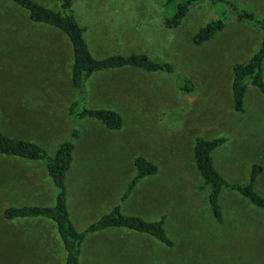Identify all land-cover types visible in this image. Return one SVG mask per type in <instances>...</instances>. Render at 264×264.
Masks as SVG:
<instances>
[{
    "label": "rangeland",
    "instance_id": "374dc122",
    "mask_svg": "<svg viewBox=\"0 0 264 264\" xmlns=\"http://www.w3.org/2000/svg\"><path fill=\"white\" fill-rule=\"evenodd\" d=\"M37 1L58 8L57 0ZM222 1L196 2L177 26L167 28L163 18L170 7L163 0H74L95 58L144 53L171 65L168 72L124 67L88 77L85 105L121 115L122 126L109 130L68 112L76 92L69 82L72 51L65 34L0 0V129L52 154L76 128L65 183L77 230L118 204L125 214L162 219L172 242L166 246L143 233L109 228L86 234L79 264H264V209L223 187L216 221L192 158L196 136L223 137L211 151L215 169L229 183H244L250 166L260 164L255 189L264 195V95L248 82L241 110L231 98L232 65L246 61L264 39V31L237 21L232 9L264 18V0ZM216 18L223 28L194 45L192 34ZM137 155L157 171L139 179L121 200ZM53 195L41 162L0 155V264L64 263L52 221L2 217L6 206L50 205Z\"/></svg>",
    "mask_w": 264,
    "mask_h": 264
},
{
    "label": "trees",
    "instance_id": "16d2710c",
    "mask_svg": "<svg viewBox=\"0 0 264 264\" xmlns=\"http://www.w3.org/2000/svg\"><path fill=\"white\" fill-rule=\"evenodd\" d=\"M14 5L24 9L30 21L55 28L67 37L71 51L72 62L69 72V82L75 90V98L70 103L68 112L75 118H91L99 121L106 129L117 130L122 126L121 115L108 108H89L85 105L84 86L88 77L97 71L124 67H134L145 71L171 70V65L155 60L144 53L111 54L95 58L84 37L85 27L80 25L75 14L74 0H57L58 8L53 9L37 0H10ZM170 7L169 14L163 18L167 28L177 26L196 2L222 0H163ZM232 13L237 21H247L264 31V18L254 15L250 10L233 7ZM223 20L216 18L199 27L191 36V42L199 45L212 39L222 28ZM264 60V39L259 48L244 62L232 65L231 98L233 107L241 110L248 82L264 95V79L262 63ZM190 81H185L184 89L189 90ZM78 130L72 128L67 139L62 140L52 154L34 141L13 137L0 129V155L15 157L25 161H38L54 187L53 201L50 205H9L4 207L2 217L6 220L43 218L55 224L59 240L64 249L63 264H79L78 258L81 244L86 234L109 228H123L149 235L166 246L172 242L166 235L162 219L147 220L139 215L125 214L120 206L115 204L107 212L91 221L82 230H77L69 217L67 206V188L65 175L72 162L73 141ZM224 142L223 137L207 139L196 136L193 142L192 158L194 167L202 179V184L208 187V204L213 218L220 221L221 213L218 204L219 194L223 187L237 192L255 207L264 209V195L255 189V180L262 170L260 164H252L248 178L244 183H229L215 169L211 151ZM134 175L126 186L121 200L125 199L134 185L141 178L154 175L157 166L145 157L137 155L133 159Z\"/></svg>",
    "mask_w": 264,
    "mask_h": 264
}]
</instances>
